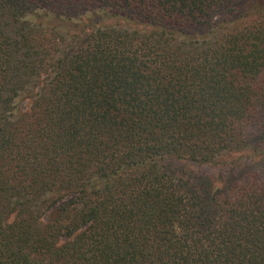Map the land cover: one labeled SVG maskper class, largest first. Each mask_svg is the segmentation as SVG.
Segmentation results:
<instances>
[{
    "label": "trees",
    "instance_id": "16d2710c",
    "mask_svg": "<svg viewBox=\"0 0 264 264\" xmlns=\"http://www.w3.org/2000/svg\"><path fill=\"white\" fill-rule=\"evenodd\" d=\"M254 16L264 0H0V264H264V185L175 166L264 156Z\"/></svg>",
    "mask_w": 264,
    "mask_h": 264
},
{
    "label": "rangeland",
    "instance_id": "374dc122",
    "mask_svg": "<svg viewBox=\"0 0 264 264\" xmlns=\"http://www.w3.org/2000/svg\"><path fill=\"white\" fill-rule=\"evenodd\" d=\"M261 19L259 17H252V20L257 21ZM264 25V18L261 20ZM22 110H27V103L21 104ZM262 147L264 149V142H262ZM241 154H231L227 157L221 159V163L217 166H204L198 165L195 163H176L175 166L179 170H183L188 174L195 176L200 179L201 182L207 181L208 179H218L221 182H225L226 185H229L238 180H246L250 178L251 182L255 184L264 185V156L254 157L251 161H247ZM235 168V169H234ZM233 169V173L231 171ZM253 177V178H252ZM257 178L258 180H255ZM43 221H47V217H44Z\"/></svg>",
    "mask_w": 264,
    "mask_h": 264
}]
</instances>
